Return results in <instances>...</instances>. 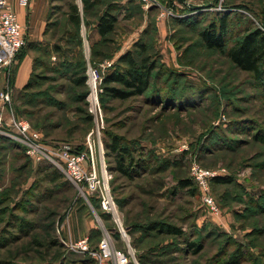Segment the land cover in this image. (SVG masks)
<instances>
[{
  "label": "rangeland",
  "instance_id": "obj_1",
  "mask_svg": "<svg viewBox=\"0 0 264 264\" xmlns=\"http://www.w3.org/2000/svg\"><path fill=\"white\" fill-rule=\"evenodd\" d=\"M11 1L14 4L15 0ZM235 1L248 3L257 14L256 16L250 15L251 20L247 26L260 27L264 31L262 21L264 0ZM221 2L223 5L224 0ZM73 6L78 7L80 12L81 24L79 26L70 17ZM84 7L83 0H32L26 12L19 6V17L25 26L27 40L30 43L27 49H23V52L28 53L24 61L26 64H24L23 78L17 82L15 71L22 63L17 59L8 77L15 89L14 109L16 113L21 119L30 122L32 127L41 131L50 140L49 142H69L83 151L87 149L89 135L95 131L97 155L106 167L105 144L111 140L110 135L122 137L124 143L129 141L143 143L142 146L135 144L132 147L156 155L159 161L153 164L154 168L159 164L166 165L167 168L161 172L154 174L145 172L132 180L117 172L110 174L113 177L112 189L119 205L116 204L121 221L125 224L137 223L142 230L152 221H166L182 227L190 241L201 237L206 239V246L202 256H196L190 254V248L175 237L158 236L154 232L145 234L141 229H134L130 235L127 233L129 242L135 255L136 253L137 255H145V253L149 255L144 260L152 261V263L147 264H207L209 258L214 256L219 248H222L225 241L231 242L228 249L230 256L238 249V245L242 247V253L247 257L242 264H252V259L256 258L264 263V236L259 238L258 234L259 229L264 228V215L246 219L249 203L252 200H264V166L259 169L254 167L257 161L264 159L263 145L253 143V140L246 134L234 135L226 130L227 135L223 133L224 137L217 140V142H222L220 146L224 145L223 138L225 137L253 144L242 145L237 156L228 150H223L220 159L213 157L212 162L200 161L192 154L191 145L193 143L195 145L200 139L203 144L207 143L211 132L210 123L215 120L213 112L210 113L211 118H207L209 114H204L203 117L201 114L203 112L198 111L178 115L174 112L176 110L165 112L160 108L152 107V102L147 98H135L125 102L105 98L104 109L100 107L103 123L98 125L97 120H92L88 115L87 88L74 83L75 79L85 75L87 63L90 64L92 47L95 48L96 44L101 41L99 34L89 31L90 29L86 26ZM96 8V12L115 8L114 13L118 16L117 29L108 36L110 43L98 47L100 51L108 53L107 55L113 52L111 58L101 62V69L105 75L117 70L116 66L113 67L115 61L122 54L141 44L145 39V33L149 31L150 35L151 28H153L156 30L153 39L155 44L153 55L157 62L165 65L167 69L180 71L185 80L196 83L197 86L208 84L210 87H216L225 106L227 105L224 99L226 95L232 98L233 104L227 107L229 111H226L224 106L223 115L213 122L214 130L220 129L222 133V127L228 129V126L233 124L231 120L234 118L252 120L264 127V99L260 97L264 95V89L257 85L252 75L237 70L227 57L205 49L201 38L195 34L186 36L189 37L188 42L194 47L195 53L199 54H196V57L194 54L189 56L186 65H183V51H179L178 44L172 36L174 31L182 29L175 28L172 31L170 23L173 22V18L185 16L178 15L173 8L165 7L172 10L174 15L163 17L161 9L158 7L157 10H153L156 7L145 9L140 0H100V5ZM163 20H165V27L161 26ZM242 25L235 23L234 27L238 31V28L244 27ZM166 27L169 33L162 35ZM231 44L232 42L229 47ZM110 62L114 63L109 67L107 64ZM30 79L34 84L32 89L26 92L24 89ZM33 96L36 102L30 104ZM89 102L91 107L90 96ZM233 107H238L237 110L241 112L236 113L237 110ZM232 108L233 111H231ZM159 116L158 121H153ZM184 145L188 149L182 151ZM186 152L191 154H187L186 157L184 156ZM168 162L171 165L168 166ZM177 162L179 163L176 164ZM195 162L207 167L206 169L221 171L223 173L221 176H234L236 180V184L224 188V193L213 192L221 211L218 216L212 215L203 206L198 196L191 193V190H183L179 187L181 180L191 176V166ZM20 165L21 170L19 171L17 167ZM45 166L46 164H43L42 167ZM39 169L41 170V166L29 162L22 151L13 148L0 151L1 198L8 196L5 190L7 189L9 193H13L14 200L20 199L19 202H21L25 197L24 193L35 184V181L39 182L38 187H41L40 194L56 193L48 202L40 205L35 202L41 211L47 208L53 215L49 217L50 213L45 211H42L41 216L26 215L29 221L36 222L40 227L34 229L30 235L22 236L23 239L14 243L10 250L0 252V259L12 257L11 251L14 249L18 251L27 249L25 256L21 257V261L25 260V262L20 263L24 264H62L61 260L64 256L71 257V259L84 258V255L73 253L68 249H52L47 246L41 248L30 245L32 241L38 240L45 243L47 239L53 238L52 235L59 240L73 239L76 241L83 234L87 237L89 230L95 229L97 225L104 232V228L95 215V212L98 215L99 213L88 194L83 195L77 187L68 184L64 179L56 183L48 182L43 173L38 172ZM61 172L65 174L64 171L61 170ZM99 172L102 177V171L99 170ZM14 185H16L15 189H13ZM221 194L223 197H220ZM19 202L14 201V203ZM0 207H5V205ZM19 214L22 217V214ZM43 216L47 222L41 219ZM5 218L6 216L0 213V237L3 233L1 229L5 224L3 222ZM49 219H51V225H55V230L53 227L48 228ZM12 220L15 221V218H11ZM44 227L45 229H41ZM254 227L258 231L255 232ZM11 231L17 235L20 233L17 230ZM252 232L256 234L254 237H250ZM217 236H222V239L218 240ZM256 238L260 241L254 243ZM124 241L128 249V243L125 239ZM115 244L117 247H124L122 244L118 246L116 241ZM150 249H152L151 252ZM166 254L169 255L164 257Z\"/></svg>",
  "mask_w": 264,
  "mask_h": 264
},
{
  "label": "trees",
  "instance_id": "obj_2",
  "mask_svg": "<svg viewBox=\"0 0 264 264\" xmlns=\"http://www.w3.org/2000/svg\"><path fill=\"white\" fill-rule=\"evenodd\" d=\"M209 1L211 0H208V2ZM83 2L85 4L84 13L86 26L91 30L93 25H96L101 37V41L96 44L95 48L92 47L90 64L88 65L87 63L86 72L84 73L85 75L74 80L75 84L79 85L82 88H87L88 115L90 116V118H92V120L96 119V115L91 111L89 102V96L92 93L89 74L90 65L98 73V99L100 107L102 109H104L103 104L105 103V98L107 97L122 102L129 101L135 98H147L150 100V102H152V107L160 108L165 112H172L176 110L174 112H177L178 115L181 113L187 115V113L191 114L192 112L198 111L200 113L203 112L201 113L203 117L204 114H209L207 118H211V114L213 112V119L215 120L223 115L222 112L225 111H222V109L225 104L224 100H221V94L218 93L216 87H210V85L208 84L197 86L196 83H192L187 79L185 80L183 73H180V71L168 67L169 69H171V72H169L170 70L167 69L165 65L156 61L153 55V47L155 45L153 39L156 34V30H154L153 28H151L152 31L150 35L149 31L145 33V39L141 42V44L136 45L135 49L122 54L119 59L115 61L113 67L116 66L117 70H114L112 73L105 75V72L101 69V62L104 59L111 58L113 52L112 54L107 55L108 53L105 54L104 52L100 51L98 47L110 43V39L108 36L113 34L117 29L118 16L116 13H114L116 12L115 8L102 11L98 10L96 12V7L100 5V0H83ZM160 2L163 7L165 6L175 9L178 15H186L183 18H173V22L170 23V29L172 31L175 28L182 29L181 31H174V34H172V36H174L173 39H175L176 44H178L179 51H183V65H186V61L189 56H192L194 54V57H196V54H199L195 53L194 47H192V44L188 42L189 37L186 36L188 34H195L196 36L201 38L205 49L212 50L222 56L227 57L237 70L242 73L252 75L255 82H257V85L263 87L264 89V31L260 27L250 28L249 26H247L251 20L250 15H257L254 12V9L250 7L248 3L244 1L237 2L235 0H224V3L222 5L224 10L222 11L213 9L219 5L218 1L214 4L211 10L194 12L178 3L177 0H160ZM111 5L114 6L112 3ZM181 6L183 8H180ZM153 10H157V7ZM70 17L76 25L79 26L81 24L80 12L78 10V7H72ZM262 21L264 22V19ZM235 23H239L241 25L244 24L242 25L244 27L238 28L237 31L234 27ZM230 42H232V44L229 47ZM29 43V40H27L26 45L23 47V49H27ZM23 49L17 55V61L21 60V62H23L27 58L28 53L23 52ZM17 70L15 71V75L17 73ZM33 84V80L30 79L24 90L26 92L29 91L30 89H32ZM263 96L260 97L264 99ZM224 99L227 102V105L225 106L226 111H229L227 107L230 104H233V100L232 98H229L228 95H226ZM35 102L36 101L33 96V99L29 103L34 104ZM233 108L235 110L238 109V107ZM233 108L231 109V111H233ZM239 112L241 111L237 110L236 113ZM160 116L154 118L153 121H158ZM215 120H213V122ZM213 122L210 123L211 128L209 130L211 132L209 133L207 143L203 144L200 139L195 145L194 143L191 145V151L193 149L192 154L197 156L200 161L206 160L212 162L211 159H213V157H217L220 159L222 157L220 156V154L223 150H228L230 153H233V155L237 156L239 154V150L242 148V145L260 143L264 147V127H262L263 125H260L258 122L252 120H236L234 118L231 120V123L233 124L228 126V129L222 127V133L220 129H213ZM34 130L39 131L36 128H34ZM226 130L234 135H241L242 133L246 134L253 140V143L251 142L246 144L244 142V144L242 140L225 137L223 138L224 145L220 146L222 142H217V140H219L220 137H224L222 134L225 133ZM39 132L41 133V131ZM110 137L111 140L108 141L105 146L107 150V169L111 175H113L114 172H117L121 176L132 180L133 178L140 176L145 172H152L154 174L156 172H161L162 170H165L167 168L165 167L166 165H160L159 163V165L155 166L154 168L153 164H157V161H159L156 155L148 154L143 149L132 147L135 144H140V146H142L143 143L129 141L127 142V145V143H124V140H122V137L118 135H110ZM44 141L49 142L50 140L46 136H44ZM12 148L22 151L29 162L33 163L26 154L25 148L22 145L16 143L6 136L0 135V151L12 150ZM79 151H83V149L79 148ZM187 154L191 153L186 152L184 153V156L187 157ZM260 156L262 157V155ZM178 163L179 162H177L176 164ZM167 164L168 166L171 165V163L169 162ZM39 166H41V170L39 169L38 172L40 174L43 173L44 178L48 182L56 183L64 179L68 182V184L75 187L69 181L67 176L63 174L57 167L50 164H46L45 167H42L43 165ZM263 166L264 159L262 161H257L254 164V167H256L257 169ZM17 170H21V165L20 167H17ZM112 180L113 177L110 180V189L114 201L118 205L116 195L112 189ZM34 183L35 184L32 187L30 186L28 191L24 193L25 197L19 203H14L15 200L13 198V193H9V190L7 189L5 190L8 192V196L4 198L0 197V206L5 205V207H0V213L6 216V218L3 220L5 224L1 229L3 230V233L0 237V252L10 250V247L14 245V243H18L20 239H23L21 238L22 236H28L34 229L38 228L39 225L36 222L29 221V219L25 217L26 215L41 216V214H43L42 211H45L48 214L50 213L49 217L53 215L51 214L50 209L45 208L41 211L40 207L38 205H35V202L39 203V205L43 202H48L56 193L44 192L40 194L41 192L39 191V189H41V187H38L40 186L39 182L37 183V181H35ZM234 184H236L234 176H220L214 179V181L212 182L213 192L215 191L216 193H224L225 187L230 185L232 186ZM15 186L16 185L13 186V189H15ZM179 187L183 190H191V193L197 195L200 199L199 189L194 183L191 176L188 179L181 180L179 183ZM88 197H90L92 204L98 211L105 225V228L113 236V239L118 242V246L119 244H122V246H124H120L117 248L127 251V246L112 213L103 209L101 199H98L95 195L91 194H88ZM220 197H223V195L221 194ZM19 213L22 214V217ZM259 215H264V200H252L248 205L246 219L254 218L255 216ZM11 218H15V221H11ZM44 218L45 216L41 217V219L46 221L47 219ZM51 224V219H49V225H47L48 228L51 229V227H53L55 230V225ZM123 227L129 235L134 229L142 230V228L139 227L137 223H123ZM255 228L256 227H254V231H258L257 228ZM41 229H45V227ZM11 230H17L20 233L17 235ZM142 231L145 234H151V232H154L158 236L160 235L175 237L178 240H181L187 245V247L190 248V254L196 256H202V252L204 251L206 246V239H202L201 237L198 240L190 241V239L187 238L186 232L182 227H178L166 221H152L151 223H148V225H146ZM261 233L263 234L260 235ZM258 234L259 238L264 236V228L259 229ZM255 235L256 234L252 232L250 234V237H254ZM52 237V239H47L45 243H43L42 240H38L32 241L30 245H32L33 247L36 246L41 248L47 246L52 249H68L63 239H60V241L59 238H55V236L53 235ZM84 237L86 236H84L83 234V236H79L76 241L84 239ZM87 237H89L91 247L97 248L103 238V230L101 229V227L96 226L95 229L89 230ZM259 238L254 239L253 242L257 243L258 241H260ZM217 239H222V236H217ZM230 246L231 242L225 241L221 246L222 248H219L218 252L214 256H211L209 258L207 264H242V261L244 262V260H247V257H245L244 253H242V247L239 245L235 253L230 256L228 254V249ZM151 250L152 249H150V252ZM25 251L27 252V249ZM25 251H18L17 249H14L13 251H11L13 253L12 257L1 258L0 263L24 264L20 262H25V260L21 261V257L23 258L26 254ZM73 255L77 256L76 254ZM168 255L169 254L164 255V257H167ZM136 256L140 264L152 263V261L150 262L149 260H144L145 257L149 256L146 255V253L145 255H137L136 253ZM150 256L152 257L153 255ZM228 257H230V259ZM258 260L261 259H252V264H264ZM61 261L62 264H96V261L88 256H84V258L80 259H71V257L64 256ZM131 264L134 263L132 262Z\"/></svg>",
  "mask_w": 264,
  "mask_h": 264
},
{
  "label": "built area",
  "instance_id": "obj_3",
  "mask_svg": "<svg viewBox=\"0 0 264 264\" xmlns=\"http://www.w3.org/2000/svg\"><path fill=\"white\" fill-rule=\"evenodd\" d=\"M31 1L16 0V3L23 9H28ZM140 1L145 9L154 7L161 9L163 17L174 15L172 10L162 6L160 0ZM221 1L219 0V5L213 8L214 10H223ZM26 36L25 26L21 23L13 2L11 0H0V75H4L5 77L0 88V135L6 136L22 145L25 148L26 154L35 165L50 164L64 171L69 181L83 195H95L98 199H101L103 209L111 212L113 215L110 203L113 202L115 205L116 203L110 189L112 176L106 166L103 168V164L98 158L97 143L94 137L95 131L87 139V149L79 151L78 147L69 142L51 143L44 141L43 134L34 130L30 122L21 119L14 109L15 89L8 77L12 73V67L17 55L26 45ZM113 63L110 62L107 66L110 67ZM89 74L92 89L90 95L92 103L91 111L96 115V120L98 125H100L103 123V116L98 99V73L92 68V72L89 70ZM93 75L95 77L96 104H94L92 98L94 94ZM98 134H100L99 130ZM186 149L188 147L184 145L182 151ZM99 170L102 171V177ZM190 173L199 189L200 200L203 206L212 215H220L221 211L217 199L213 194L212 182L223 173L221 171L206 169L197 162L192 164ZM119 230L122 236L124 232L127 233L125 228H119ZM64 243L69 251L88 256L94 259L96 264H131L132 262L136 264L129 247L127 251L118 249L112 235L107 229L104 230L103 238L97 248L91 247L89 237L78 241L71 239L64 241Z\"/></svg>",
  "mask_w": 264,
  "mask_h": 264
},
{
  "label": "water",
  "instance_id": "obj_4",
  "mask_svg": "<svg viewBox=\"0 0 264 264\" xmlns=\"http://www.w3.org/2000/svg\"><path fill=\"white\" fill-rule=\"evenodd\" d=\"M219 0H211L209 2H196V1H192V0H177L178 3H180L181 5L189 8L190 10L194 11V12H197V11H206V10H211L214 6V4L216 2H218ZM87 42V41H86ZM89 49V48H88ZM90 72H92V67L90 65ZM103 164V163H102ZM103 168H105V163L103 164ZM95 215L96 217L98 218V221L100 223V225L104 228V230H106L105 228V225L103 223V221L101 220V218L99 217V215L97 214V212H95ZM113 215H114V218L118 224V227L120 229H124L123 227V223L121 221V218L118 214V210L115 209V211L113 212ZM124 232V231H123ZM123 237L124 239L126 240V242L128 243V247L132 253V256L134 257L135 259V262L136 264H139V262L137 261V258H136V255L135 253L133 252V248L129 242V238H128V235L127 233H123Z\"/></svg>",
  "mask_w": 264,
  "mask_h": 264
},
{
  "label": "crops",
  "instance_id": "obj_5",
  "mask_svg": "<svg viewBox=\"0 0 264 264\" xmlns=\"http://www.w3.org/2000/svg\"><path fill=\"white\" fill-rule=\"evenodd\" d=\"M193 1H199V2H208V0H193ZM14 7H15V9H16V11H18V14H19V12H20V10H19V6H18V4L16 3V0H15V2H14ZM180 8H183L182 6L180 7ZM28 9H23V11L24 12H26ZM23 12V13H24ZM179 15H181V14H179ZM182 16H186V15H184V14H182ZM20 18V17H19ZM20 21L22 22V19L20 18ZM163 23V24H162ZM161 24V26H164L165 27V20H163V22H162ZM168 29H167V27H166V31H162V35H167L168 33H169V31H167ZM90 31H95V32H97V34H99V32H98V30H97V27H96V25H93V27H92V29L90 30ZM161 32V31H160ZM99 36H100V34H99ZM27 59V58H26ZM26 59L24 60V61H26ZM24 61L21 63V65H20V67L18 68V70H17V73H16V77H17V82L19 81H21L20 79L21 78H23V74H24V64H26V63H24ZM19 79V80H18ZM5 80V77H4V75H0V88H1V85H2V83H3V81ZM20 200V199H19ZM19 200H17V199H15V201H17V202H19Z\"/></svg>",
  "mask_w": 264,
  "mask_h": 264
},
{
  "label": "bare ground",
  "instance_id": "obj_6",
  "mask_svg": "<svg viewBox=\"0 0 264 264\" xmlns=\"http://www.w3.org/2000/svg\"><path fill=\"white\" fill-rule=\"evenodd\" d=\"M224 10V9H223ZM95 77H94V75L92 76V84H93V87H94V94H93V96H92V98H93V100H94V104H96V101H95V99H96V97H95ZM110 206H111V209H112V211L114 212L115 211V209L116 210H118L117 209V206L115 205V204H113V202H111L110 203ZM98 226V225H97Z\"/></svg>",
  "mask_w": 264,
  "mask_h": 264
}]
</instances>
